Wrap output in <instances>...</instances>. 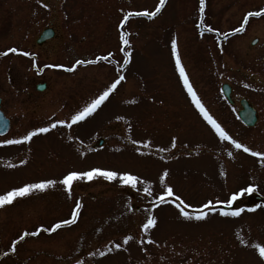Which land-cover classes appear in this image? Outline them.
Here are the masks:
<instances>
[{
  "label": "rangeland",
  "instance_id": "1",
  "mask_svg": "<svg viewBox=\"0 0 264 264\" xmlns=\"http://www.w3.org/2000/svg\"><path fill=\"white\" fill-rule=\"evenodd\" d=\"M158 3L0 0V53L18 49L0 55V108L10 120L0 137V194L26 183L56 181L0 206V264H264L253 247L264 242V205L251 201L254 194L264 198V156L254 157L216 135L184 88L171 49L175 38L177 55L209 115L233 139L264 153V13L244 20L264 8V0H205L203 14L199 0H165L155 16L133 15L119 29L125 12H153ZM242 23L243 31H233ZM46 26L55 35L37 46L35 39ZM123 31L130 59L121 69ZM109 52L111 60L64 69L77 59L93 61ZM118 74L125 79L109 97L69 126L74 111ZM39 82L46 83L44 90L35 88ZM224 82L231 87L232 104L221 93ZM241 98L256 109L252 127L237 117ZM61 119L64 125L29 141L3 144ZM93 168L127 172L138 177L136 186L120 183L119 176L82 178L69 189L59 183L68 171ZM165 185L173 195L159 203L156 197ZM249 186L254 190L241 191ZM237 193L229 211L239 207L240 215L221 216L228 210L217 205H230L228 199ZM176 195L193 207L211 201L216 211L203 221L186 220L169 202ZM77 200L81 208L75 223L20 239L70 219ZM149 213L157 224L145 233L141 224ZM126 235L132 239L124 243Z\"/></svg>",
  "mask_w": 264,
  "mask_h": 264
},
{
  "label": "snow or ice",
  "instance_id": "2",
  "mask_svg": "<svg viewBox=\"0 0 264 264\" xmlns=\"http://www.w3.org/2000/svg\"><path fill=\"white\" fill-rule=\"evenodd\" d=\"M39 2V0H38ZM165 0H159V3L156 5L155 11L149 12V11H138V12H125L123 14V19H120L118 27L123 26L126 21L129 19L131 16H147V17H153L158 13L161 8L164 6ZM44 7H47L46 4L43 5ZM205 10V0H199V13L203 14ZM261 13H264V8L260 9V11L257 12H249L245 15L244 20L247 21L249 16H259ZM244 25L243 23L240 25V27L233 29L235 32H240L243 31ZM209 32L214 31L212 28H207L206 29ZM120 43L123 45H128L129 41L127 39V34L124 32L120 33L119 36ZM171 49H172V56L175 58L176 62V70L179 72V77L180 80L183 83L184 88L187 90L188 95L192 98V102L195 104L196 108L199 110V113L203 116L204 120L207 121L209 125H211L212 129L215 131L216 135L224 141H230L231 145L235 147L236 149H242L245 153H250L252 156H264V153L252 151L249 147L245 146L243 143L238 142L236 139H233L227 131H225L224 128L221 127L219 123H217L216 120L213 119L211 115H209L208 111H206L205 107L201 104L199 99L197 98V94L194 91L192 85L190 84L189 78L185 72L184 67L181 64V61L179 59V56L177 55V41L175 38L172 39L171 41ZM18 49L15 47H10L7 49L6 52L0 53V55H7V53H15L17 52ZM123 51V64H121L119 67L122 69L125 65L129 63L130 59V52L129 51ZM24 56H29L28 52H23L22 53ZM112 53L109 52L107 56H100L97 57L99 60H111ZM95 61H89V60H82V59H77L74 64H72L71 67L66 68V71H73V69L77 65L81 64H88V63H94ZM35 64V62H34ZM49 68H63L64 65L62 64H50L47 65ZM125 79V76L123 74H118L115 79L112 80V82L105 86V88L98 93L94 98L90 100V102H87L83 107L78 108L77 110L74 111V113L70 116V119L68 121L69 126L71 124H75L78 121H82L85 119V117L89 116L90 113H93L101 104L104 102L108 97L109 94L112 93L117 86L120 84L121 81ZM65 120H55L52 123H49L46 127H37L33 130H29L26 132V134L22 135L19 139L17 140H8L5 139L3 140V144L8 145V144H19L22 141H29L33 136H35L38 133H47L50 129H54L57 127V125H64ZM71 139V137H69ZM176 142V137H172V145L173 147L175 146ZM135 143V141H134ZM165 149H161V151H164ZM229 156L232 155L231 152L228 153ZM21 163H24V161H21ZM167 175V172L165 171L161 176L160 180L164 181L165 176ZM94 176H102L105 177L107 180L111 181L116 179L119 176L120 183L126 184V185H132L133 187L136 186L138 177L131 175L127 172L124 173H117L116 171H105L101 170L98 168H93L90 171L86 172H77V171H68L63 177L60 179L59 183L64 186L65 189H69L72 185V182L75 180H79L82 178L89 179L91 180ZM56 183L55 180L51 179H45L41 180L36 183H26L22 186L19 187H14L11 190H8L4 194H0V206L6 205V204H11L13 200L17 197H25L29 193L33 191H42L44 189H47L48 187L54 185ZM142 183H146L142 181ZM253 187L249 186L247 188H243L241 191L243 192H251L253 191ZM144 191L146 193L151 194V189L149 187H145ZM173 195V189L167 185H165V188L163 190V195L157 196L156 200L159 203H165L166 197H170ZM237 194L232 195L227 203L232 204L233 200H236ZM170 203H175V207L179 209V215L183 217L186 220H196V221H203L205 220L207 214L209 211H216V208L212 204L211 201H208L207 203L201 204L199 207H193L191 205H188L184 202V200L181 199L179 195L175 196V201H169ZM217 203H220V201H217ZM156 204H153V207H155ZM192 207L193 210L191 212L186 211L187 208ZM81 208V204L79 200L76 201L75 207L71 211V218L70 219H64L60 220L57 223H54L51 225L49 228H36L35 231L31 233H24L23 235L20 236V239H23L24 235H31L35 236L37 235L41 230L46 231V232H53L54 230L58 229L61 227V225H68L76 222V218L78 216L79 210ZM253 209H249V211H252ZM242 209L237 207L233 211H220L221 216H232L236 217L239 216L241 213ZM157 224V218L149 213L146 217V221L141 224V229L147 233L150 229L154 228L155 225ZM132 237L130 236H124L123 240L124 243H127ZM151 242V241H149ZM13 244H16V241H12ZM241 244L244 243L243 240L240 241ZM121 245L119 243L114 244V248L119 249ZM253 247L259 252V255L262 259H264V242L262 243H256L253 245ZM14 249H9V251H13ZM108 251H111V249H107ZM105 253L100 252L99 255L103 256Z\"/></svg>",
  "mask_w": 264,
  "mask_h": 264
},
{
  "label": "water",
  "instance_id": "3",
  "mask_svg": "<svg viewBox=\"0 0 264 264\" xmlns=\"http://www.w3.org/2000/svg\"><path fill=\"white\" fill-rule=\"evenodd\" d=\"M53 34H54V31L52 28L44 29L41 32V34L38 36V38L36 39V43H41V42L45 41L46 39L52 37ZM256 41H257V39H253L251 41V44H255ZM44 87H45V84L41 83V84H37L35 88L37 90H42ZM221 92L224 95V97L226 98V100L231 103L232 99L230 97V93H231L230 85L227 83H222L221 84ZM239 103L241 105V108L238 110L239 119L246 126H253L256 122V119H257L255 109L244 98L240 99ZM8 127H9L8 119L3 115L2 111L0 110V135H3L4 133H6L8 130ZM101 143H102V140H99L98 144L100 145ZM252 198L255 201H258V202H261L262 204H264V199L261 196L254 195ZM220 208L222 210H231L233 208V206L232 205H222V206H220Z\"/></svg>",
  "mask_w": 264,
  "mask_h": 264
},
{
  "label": "flooded vegetation",
  "instance_id": "4",
  "mask_svg": "<svg viewBox=\"0 0 264 264\" xmlns=\"http://www.w3.org/2000/svg\"><path fill=\"white\" fill-rule=\"evenodd\" d=\"M44 45V44H43ZM42 46V45H41Z\"/></svg>",
  "mask_w": 264,
  "mask_h": 264
}]
</instances>
